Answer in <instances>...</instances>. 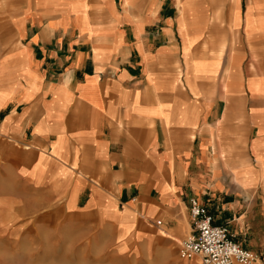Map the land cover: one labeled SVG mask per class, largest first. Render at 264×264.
Segmentation results:
<instances>
[{
	"label": "crops",
	"instance_id": "1",
	"mask_svg": "<svg viewBox=\"0 0 264 264\" xmlns=\"http://www.w3.org/2000/svg\"><path fill=\"white\" fill-rule=\"evenodd\" d=\"M11 29L0 264H199L190 196L264 264V0H24Z\"/></svg>",
	"mask_w": 264,
	"mask_h": 264
},
{
	"label": "built area",
	"instance_id": "2",
	"mask_svg": "<svg viewBox=\"0 0 264 264\" xmlns=\"http://www.w3.org/2000/svg\"><path fill=\"white\" fill-rule=\"evenodd\" d=\"M188 208L192 231L179 243L181 257L198 255L199 264H248L258 258L255 251L234 239L226 224L214 223L212 214L196 196L189 197Z\"/></svg>",
	"mask_w": 264,
	"mask_h": 264
},
{
	"label": "rangeland",
	"instance_id": "3",
	"mask_svg": "<svg viewBox=\"0 0 264 264\" xmlns=\"http://www.w3.org/2000/svg\"><path fill=\"white\" fill-rule=\"evenodd\" d=\"M24 0H0V53L11 48L15 44V36L11 29V16L18 9ZM29 61H21L16 65H9L5 68L8 73L13 75L17 72V77L24 76L26 79L30 74L28 70ZM4 66L1 64L0 69ZM16 69V70H15ZM14 90L13 86L6 87L2 90L4 94H10Z\"/></svg>",
	"mask_w": 264,
	"mask_h": 264
}]
</instances>
